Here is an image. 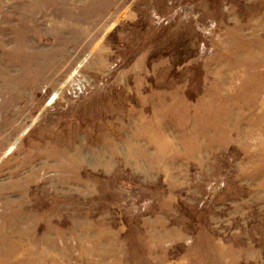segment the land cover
Wrapping results in <instances>:
<instances>
[{"label":"rangeland","instance_id":"obj_1","mask_svg":"<svg viewBox=\"0 0 264 264\" xmlns=\"http://www.w3.org/2000/svg\"><path fill=\"white\" fill-rule=\"evenodd\" d=\"M0 264H264V0H0Z\"/></svg>","mask_w":264,"mask_h":264}]
</instances>
